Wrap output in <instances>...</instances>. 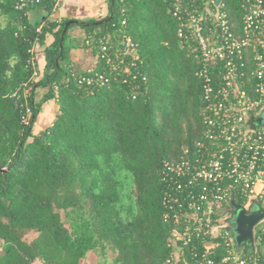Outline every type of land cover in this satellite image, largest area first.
I'll use <instances>...</instances> for the list:
<instances>
[{
  "label": "trees",
  "instance_id": "obj_1",
  "mask_svg": "<svg viewBox=\"0 0 264 264\" xmlns=\"http://www.w3.org/2000/svg\"><path fill=\"white\" fill-rule=\"evenodd\" d=\"M16 2L0 0V264H87L90 254L99 264H168L173 227L163 219L161 171L165 162L196 151L205 106L173 0H109L112 20L85 25L87 34L116 33L138 44L147 81L136 87L121 79L80 83L92 73L73 64V25L64 33L67 21L51 17L50 2L31 7V17ZM223 2L239 29L242 0ZM48 34L54 42L46 65L41 71L38 64L33 77L28 50ZM95 72L110 68L96 59ZM51 100L58 107L54 121L37 131ZM26 102L28 124L21 119Z\"/></svg>",
  "mask_w": 264,
  "mask_h": 264
},
{
  "label": "built area",
  "instance_id": "obj_2",
  "mask_svg": "<svg viewBox=\"0 0 264 264\" xmlns=\"http://www.w3.org/2000/svg\"><path fill=\"white\" fill-rule=\"evenodd\" d=\"M44 2L56 13L62 0H17L15 8L31 17L28 10ZM226 7L223 0H173L178 36L195 57L205 106L203 139L196 151L165 162L161 171L163 219L173 227L168 264L181 259L185 264H264V254L256 247L264 242V230L255 228V247L244 254L228 222L236 193L264 207V127L249 124L251 116L264 111V0H242L239 29ZM31 44L27 67L37 77V44ZM85 46L96 49L97 61L103 60L110 72L94 75L95 65L88 66L92 75L82 76L80 83L104 85L121 79L136 87L147 81L140 70L139 46L131 37L90 33ZM23 98H29L27 90ZM22 107V122L28 124L32 109L27 102Z\"/></svg>",
  "mask_w": 264,
  "mask_h": 264
},
{
  "label": "crops",
  "instance_id": "obj_3",
  "mask_svg": "<svg viewBox=\"0 0 264 264\" xmlns=\"http://www.w3.org/2000/svg\"><path fill=\"white\" fill-rule=\"evenodd\" d=\"M37 12V10H33L32 16L35 17ZM109 12V0H62L60 9L56 13H52L51 17L59 21H78V23H72L71 25L73 26L69 30L70 35L76 43V46L70 51L71 57L73 64L78 68H86L95 65L97 59L92 50L85 46V37L87 35L85 25L87 26V24H90L92 21L97 22L106 19ZM53 42V34H48L46 42L36 46L37 59L41 71L46 65L47 48ZM47 105L48 107L46 108ZM57 112L58 107L53 100L45 103L42 106L41 113L39 114L40 117L38 118L40 122L46 124H42V126L36 130L41 131L51 125ZM245 202H247L249 206L252 205V203H260L256 199L245 200ZM260 227L264 230V222ZM260 246L259 250L264 254V242Z\"/></svg>",
  "mask_w": 264,
  "mask_h": 264
},
{
  "label": "water",
  "instance_id": "obj_4",
  "mask_svg": "<svg viewBox=\"0 0 264 264\" xmlns=\"http://www.w3.org/2000/svg\"><path fill=\"white\" fill-rule=\"evenodd\" d=\"M217 1L220 2L222 0ZM111 20L112 16L104 20L94 22V24L101 25ZM72 23H78V21L67 22L64 33L67 31L68 26ZM87 25L89 26L90 24ZM249 124L253 129L264 127V111L256 117L251 116L249 118ZM228 222L231 224L237 248L240 251L245 250L246 248H254V232L255 228L264 222V207L258 202L252 203V205L247 207L239 203L237 197L233 195L230 200V217Z\"/></svg>",
  "mask_w": 264,
  "mask_h": 264
},
{
  "label": "rangeland",
  "instance_id": "obj_5",
  "mask_svg": "<svg viewBox=\"0 0 264 264\" xmlns=\"http://www.w3.org/2000/svg\"><path fill=\"white\" fill-rule=\"evenodd\" d=\"M48 107V105L46 106V108ZM40 117V116H38ZM38 121H36L35 123V129H38L42 126V124H46V123H42L39 121V118L37 119ZM44 122V121H43ZM36 236V234H32L30 235L28 238L29 239H33ZM90 258L87 259V264H99L100 263V259L99 256L97 254H90Z\"/></svg>",
  "mask_w": 264,
  "mask_h": 264
}]
</instances>
